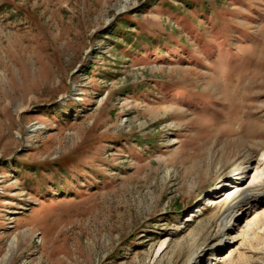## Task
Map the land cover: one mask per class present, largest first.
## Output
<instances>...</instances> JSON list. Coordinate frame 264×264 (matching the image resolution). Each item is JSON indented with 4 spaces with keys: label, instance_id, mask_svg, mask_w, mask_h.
<instances>
[{
    "label": "rangeland",
    "instance_id": "rangeland-1",
    "mask_svg": "<svg viewBox=\"0 0 264 264\" xmlns=\"http://www.w3.org/2000/svg\"><path fill=\"white\" fill-rule=\"evenodd\" d=\"M263 153L264 0H0V264H188Z\"/></svg>",
    "mask_w": 264,
    "mask_h": 264
},
{
    "label": "bare ground",
    "instance_id": "bare-ground-1",
    "mask_svg": "<svg viewBox=\"0 0 264 264\" xmlns=\"http://www.w3.org/2000/svg\"><path fill=\"white\" fill-rule=\"evenodd\" d=\"M262 157L264 158V153ZM237 178L233 180L236 181ZM253 181V184L240 183L233 186L232 189L222 190L218 194H216L217 190L214 191L213 195H216L214 204L222 214L214 220L211 237L205 239L200 246H195L188 251V264H215L222 254L223 248H226L227 240H223V238L229 236L231 228L238 220L236 212L247 215L259 204L264 203V171H259ZM226 185V183L220 182L217 186L221 189L231 188V185L228 187ZM184 243L182 241L171 247L169 252L164 251L159 258V263L164 264L166 261L168 264H173L171 257L177 256L178 253L185 250Z\"/></svg>",
    "mask_w": 264,
    "mask_h": 264
}]
</instances>
